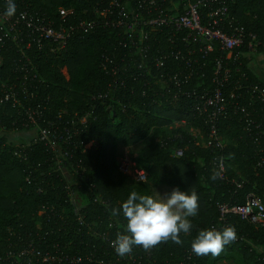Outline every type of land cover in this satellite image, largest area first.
<instances>
[{
    "label": "trees",
    "instance_id": "1",
    "mask_svg": "<svg viewBox=\"0 0 264 264\" xmlns=\"http://www.w3.org/2000/svg\"><path fill=\"white\" fill-rule=\"evenodd\" d=\"M19 1L29 11L54 21L59 7L71 8L69 23L74 24L97 0ZM230 8L239 23L264 42V0H234ZM117 40L115 31L100 28L71 37L66 51L42 54L37 61L34 45L24 49L26 44L7 42L0 52V96L11 86L32 85L29 78L37 63L42 82L37 84V95L27 101L19 95L22 103L46 107L43 114L48 120L61 116L64 121L88 112L95 118L68 146L71 159L58 162L57 156L66 148L61 146L56 155L43 143L23 138L29 130L22 124L24 113L11 102L0 101V264H11L6 253L10 244L21 243L17 235L30 233L43 251L57 249L92 258L83 264H216L223 260L222 254H234L242 264H264V228L234 214L222 220L219 213L222 205H243L247 194L260 198L264 206V167L258 166L264 159V109L260 99L247 92L248 85L264 87V71L249 68L244 58L241 63L224 60L223 66L230 70L222 88L227 108L216 122L222 147H206L205 116L191 110L190 97L156 95L165 90L163 83L145 89L144 95L142 85L133 84L132 95L116 90L103 100H92L106 94L111 80L100 67L101 59ZM224 57L217 46L200 55L198 69L183 90L199 95L214 91L216 59ZM181 121L185 125L176 127ZM25 139L30 145L22 147ZM92 141L96 148L82 152L79 143ZM140 145L131 160L146 173L145 182L121 174L116 160L118 148ZM177 150L182 151L179 158L174 157ZM221 160L225 172L220 177L215 165ZM159 187L197 193L199 213L190 218L191 235L181 237L182 246L162 242L149 250L135 247L124 258L117 256L110 242L125 231L127 221L122 215L113 216L112 209L131 191L154 196ZM42 206L46 211L40 215ZM229 225L235 227L237 239L219 256L192 253L191 240L200 230Z\"/></svg>",
    "mask_w": 264,
    "mask_h": 264
},
{
    "label": "built area",
    "instance_id": "2",
    "mask_svg": "<svg viewBox=\"0 0 264 264\" xmlns=\"http://www.w3.org/2000/svg\"><path fill=\"white\" fill-rule=\"evenodd\" d=\"M233 1L97 0L89 12L84 11L85 17H79L74 24H70L69 18L73 15L71 8L59 7L57 21H54L46 19L39 12L29 11L23 6L22 1L15 0V15L6 17L4 13L7 0H0V52L7 42L26 44L24 49H30L34 45L37 46L34 61H37L42 54L57 55L66 51L68 41L73 36L81 37L100 28L111 29L116 32L118 40L111 52L103 54L100 64L111 82L106 94L93 96L92 100H103L110 92L116 90H126L132 95L133 84H141L144 95L145 89L163 83L165 90L155 94H168L173 99L179 96L190 97L191 110L205 116V123L208 125L209 142L206 147L220 148L222 144L216 122L227 108L222 88L230 77V70L223 66L224 60L241 63V59L244 58L248 61L249 68L264 71V42L239 23L230 8ZM215 46L225 54L224 58L216 59V89L200 95L195 91H184L183 85L189 84L198 69L199 56L211 53ZM21 53L25 55L23 51ZM32 71L33 74L29 78L34 81L32 85L21 84L16 88L14 86L6 88L3 90L4 94L0 96V101L11 102L13 107H19L24 113L22 124L29 130L23 138L28 137L43 143L56 155L60 152V147L64 146L66 150L57 156V161L62 162L60 158L71 159L68 156V146L86 129L89 121H94L95 118L92 112H88L64 121L61 116L48 120L43 114L46 107L22 103L19 95L27 101V98L37 95V84L42 82L37 63L33 64ZM63 74L67 77L66 72ZM247 89L251 97L256 96L260 99L264 109V87L248 85ZM117 103L121 109H125L119 99ZM25 140L27 144L22 147L30 145V141ZM79 146L84 152L95 149L96 143L80 142ZM19 153L16 152L15 155L21 157ZM181 156V150L175 151L174 157ZM222 162L221 160L215 165L220 177L225 172ZM258 166L264 167V159ZM118 170L135 182L146 181V173L131 159L121 160ZM45 211L46 208L42 206L39 214L43 215ZM219 213L222 220L227 214H234L253 226L264 228V206L260 198L253 194L245 196L243 205L220 206ZM31 234L17 235L21 243L8 246L6 259L9 263L83 264L85 260L92 261L91 257L82 259L62 254L58 252L56 245L54 253L43 251L34 244Z\"/></svg>",
    "mask_w": 264,
    "mask_h": 264
},
{
    "label": "clouds",
    "instance_id": "3",
    "mask_svg": "<svg viewBox=\"0 0 264 264\" xmlns=\"http://www.w3.org/2000/svg\"><path fill=\"white\" fill-rule=\"evenodd\" d=\"M15 13V0H7L4 15L12 17ZM198 213L199 197L195 192L188 193L176 188L163 197L159 194L154 197L131 191L118 208L112 209V215H122L127 224L125 231L118 234L110 246L121 258L131 255L135 247L149 250L169 241L182 246L184 240L181 237L190 236L193 229L190 218ZM236 239L234 226L229 225L221 230L208 228L200 230L192 238L190 247L197 257H217Z\"/></svg>",
    "mask_w": 264,
    "mask_h": 264
},
{
    "label": "rangeland",
    "instance_id": "4",
    "mask_svg": "<svg viewBox=\"0 0 264 264\" xmlns=\"http://www.w3.org/2000/svg\"><path fill=\"white\" fill-rule=\"evenodd\" d=\"M182 125H185L184 122L175 123L176 127H179ZM140 147H141V145L133 147V148H129V149L118 148V150H117L118 156L116 159L117 164H119V162L125 158L131 159L133 153H135ZM173 189H176V188H174V187H159V188L155 189L154 197H156L158 194L163 197L165 194L171 192ZM222 256H223V260L218 261L216 264H242L241 259L234 254H227V255L222 254Z\"/></svg>",
    "mask_w": 264,
    "mask_h": 264
}]
</instances>
